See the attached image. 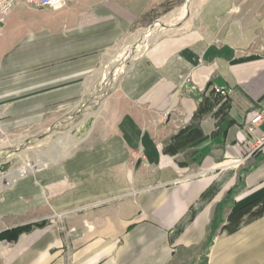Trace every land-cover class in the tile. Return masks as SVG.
Segmentation results:
<instances>
[{"label": "crops", "instance_id": "obj_1", "mask_svg": "<svg viewBox=\"0 0 264 264\" xmlns=\"http://www.w3.org/2000/svg\"><path fill=\"white\" fill-rule=\"evenodd\" d=\"M156 1L13 9L0 29V136L77 104ZM115 90L125 106L96 139L0 190V264H264V153L235 164L264 110V0H204Z\"/></svg>", "mask_w": 264, "mask_h": 264}, {"label": "rangeland", "instance_id": "obj_2", "mask_svg": "<svg viewBox=\"0 0 264 264\" xmlns=\"http://www.w3.org/2000/svg\"><path fill=\"white\" fill-rule=\"evenodd\" d=\"M203 1L204 0H199V6H197L196 9L193 8L192 10L185 12V15H183V17L178 20L176 24L179 30H169L162 36L183 32L191 27L192 21L198 14ZM187 2L188 0H165V2L163 3H161L160 1H156L153 7H151V9L139 22V24L131 29L113 48H111L109 52H107L105 56L106 60L104 59V62L102 63L103 66L99 67L89 78L90 85L84 97L82 98L85 102L90 103L87 107L82 108V105H78L77 103L68 108H64L49 114L39 124L27 126L10 132H4L3 134H1L0 177L7 172L9 173L16 168L21 167L23 163L34 164L35 160L43 159L44 156L49 152H52V150H54V154H57L58 157L64 156L63 151L66 142L64 144V139H62L63 141L61 140V142H59V137L61 138L63 134L68 130L75 131L82 126L85 127L83 119L85 116L84 113H86V111L97 112L99 110L101 102L99 103L98 99L104 92L108 91L106 89L107 85L105 84L107 83L110 76V66L112 68V66L115 64L114 61L118 59L119 55L125 53L129 49L130 45H132L130 44V40L143 29L148 28L154 23H158L159 21L165 19L172 11L181 8ZM162 36L157 39H160ZM152 43H150L148 46H150ZM116 56L118 57L116 58ZM116 91L117 90H111L107 93H104L106 94V96L103 100V111L97 115L96 119L94 118L93 123L90 125L92 130L89 134V137L80 145L73 148L71 153L76 148L89 143L90 140L96 139L100 126L108 124V115L111 114V111L113 109H120L121 107L125 106L124 101L116 97ZM110 120L111 119L109 118V121ZM81 136L84 137L85 133H81ZM54 144H56L55 148H53ZM4 187H2L1 189H3Z\"/></svg>", "mask_w": 264, "mask_h": 264}, {"label": "bare ground", "instance_id": "obj_3", "mask_svg": "<svg viewBox=\"0 0 264 264\" xmlns=\"http://www.w3.org/2000/svg\"><path fill=\"white\" fill-rule=\"evenodd\" d=\"M197 6H199V0H188V2L184 6L172 11L165 19L159 21L158 23H154L153 25H151L148 28L143 29L136 36H134L130 40V44H132V45H130L129 49L125 53L119 55V57L116 56V58L118 57V59H116L114 61L115 64L112 66V68L110 66V69H109L110 76H109L107 83L105 84V85H107L106 86L107 87L106 89L108 90L107 92H109L111 90H115L117 88V86L119 84V80H120L122 74L124 73L127 65L139 53H141L143 50H145L150 43L154 42L157 38H159L160 36H162L163 34L168 32L169 30H173V29L179 30L177 28V24H176L178 22V20H180V18H182L183 15H185L184 14L185 12L190 11L193 8L196 9ZM102 66H103V64H102ZM107 92H104V93H107ZM104 93L98 99L99 103L101 102V105H100V108L97 112H89V111H86V113L83 112L85 115L84 119H83L85 127L82 126L75 131L68 130L67 132H65L63 134V136H62L63 138L59 137V139H58L59 142H61L62 139H64V141L62 140L64 142V144L66 142V145L64 146L65 148L63 151L64 156L58 157L57 154H54V152H53L54 150H52V152H49L47 155H45L43 159L35 160L34 164L23 163L21 167L16 168L9 173L7 172L6 174H4L3 176L0 177V189L4 186H7V184L9 185L17 177H19V176H21V175H23L29 171H33V170L38 169L39 167H42V166L57 163V162L61 161L63 158L69 156L71 154L72 149L77 147L78 145H80L89 136L91 129H92L90 127V125L93 123L94 118L96 119L97 115L100 114L102 111L103 100L106 96V94H104ZM88 104H90V103L85 102L83 99H81L78 102V105H82V108L87 107ZM85 110H86V108H85ZM81 133H85V136L82 137ZM55 147H56V144H54L53 148H55Z\"/></svg>", "mask_w": 264, "mask_h": 264}, {"label": "built area", "instance_id": "obj_4", "mask_svg": "<svg viewBox=\"0 0 264 264\" xmlns=\"http://www.w3.org/2000/svg\"><path fill=\"white\" fill-rule=\"evenodd\" d=\"M66 4V0H0V29L8 14L17 6H26L31 9H59ZM215 92L222 98L230 96V90L222 87H215ZM264 124V110L257 112L245 126L250 137L244 138L242 144L247 148V153L243 158L235 161L237 166L257 153H264V132L258 133V128ZM4 243H0L2 245Z\"/></svg>", "mask_w": 264, "mask_h": 264}, {"label": "trees", "instance_id": "obj_5", "mask_svg": "<svg viewBox=\"0 0 264 264\" xmlns=\"http://www.w3.org/2000/svg\"><path fill=\"white\" fill-rule=\"evenodd\" d=\"M29 228H30V226H24V227L18 228V229L15 230V233L17 234V233H19V232H21L23 230H27ZM7 237H10V235H8V231L7 232H3V233L0 234V240L1 239H5Z\"/></svg>", "mask_w": 264, "mask_h": 264}]
</instances>
